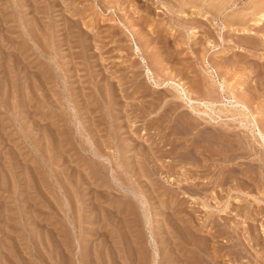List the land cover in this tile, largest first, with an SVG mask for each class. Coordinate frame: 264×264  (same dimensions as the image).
Returning a JSON list of instances; mask_svg holds the SVG:
<instances>
[{
	"label": "rangeland",
	"instance_id": "374dc122",
	"mask_svg": "<svg viewBox=\"0 0 264 264\" xmlns=\"http://www.w3.org/2000/svg\"><path fill=\"white\" fill-rule=\"evenodd\" d=\"M262 14L0 0V264H264Z\"/></svg>",
	"mask_w": 264,
	"mask_h": 264
},
{
	"label": "bare ground",
	"instance_id": "6f19581e",
	"mask_svg": "<svg viewBox=\"0 0 264 264\" xmlns=\"http://www.w3.org/2000/svg\"><path fill=\"white\" fill-rule=\"evenodd\" d=\"M35 5V4H34ZM211 7V6H210ZM262 15H264V14H262ZM245 17V16H244ZM235 27V26H234ZM239 29V28H238ZM5 35V34H4ZM8 36V35H7ZM15 54V53H14ZM9 73V72H8ZM4 83V82H3ZM60 87V86H59ZM24 89V88H23ZM106 96V95H105ZM111 100V99H110ZM105 103V102H104ZM41 107V106H40ZM220 110V109H219ZM25 113V112H24ZM55 117V116H54ZM80 123V122H79ZM221 125V124H220ZM225 135V134H224ZM234 140V139H233ZM174 141V140H173ZM77 143H78V141H77ZM248 145V144H247ZM80 146V145H79ZM251 150V149H250ZM189 153V152H188ZM210 156V155H209ZM112 157V156H111ZM54 158V157H53ZM113 159V158H112ZM203 160V159H202ZM101 163V162H100ZM101 165V164H100ZM112 173V172H111ZM140 174V173H139ZM83 179V178H82ZM256 187V186H255ZM105 190V189H104ZM20 197V196H19ZM96 197V196H95ZM72 199V198H71ZM50 201V200H49ZM208 203V202H207ZM124 208V207H123ZM203 208V207H202ZM98 217V216H97ZM77 218V217H76ZM27 221V220H26ZM112 222V221H111ZM121 222V221H120ZM182 222V221H181ZM175 223H177L176 221H175ZM186 224V223H185ZM260 224V223H259ZM82 225V224H81ZM180 225V224H179ZM180 226H182V225H180ZM183 227V226H182ZM263 227V226H262ZM192 228H193V226H192ZM197 228V227H196ZM200 228V227H199ZM205 229V228H204ZM209 229V228H208ZM183 230V229H182ZM196 230V229H195ZM67 231V230H66ZM188 231V230H187ZM104 232V231H103ZM108 232H110V231H108ZM201 232V231H200ZM182 233V232H181ZM208 231L206 230L205 232H204V239H203V243H204V245L202 246V248H200L199 250L200 251H202L205 255L204 256H209L210 254V251H212V250H210L211 249V247L210 246H208L207 244H205V242H207V240H208ZM81 234V233H80ZM104 234V233H103ZM108 234V233H107ZM200 234V233H199ZM211 234V233H210ZM191 235V234H190ZM173 236V235H172ZM184 236V235H183ZM211 236V235H210ZM223 236V235H222ZM125 237V236H124ZM128 237V236H127ZM196 238V237H195ZM203 238V237H202ZM129 239V238H128ZM189 239H190V237H189ZM110 240H112V239H110ZM136 240V239H135ZM210 240V239H209ZM101 241L103 242V240L101 239ZM107 241V240H106ZM129 241V240H128ZM132 241V240H131ZM256 241V240H255ZM102 242L100 243V244H102ZM120 242V241H119ZM241 242V241H240ZM107 243V242H106ZM126 243H128V242H126ZM176 243V242H175ZM178 243V242H177ZM183 243V242H182ZM209 243V242H208ZM100 244H99V246H100ZM110 244V243H109ZM112 244H114V243H112ZM112 244H110L109 246H107L108 244H103V246H101L100 247V250H99V252H98V257H97V259H98V261H99V263H97V264H114L115 263V258H113L112 257V253L117 249V248H115L114 247V245H112ZM122 244V243H121ZM134 244V243H133ZM172 244H173V242H172ZM123 245V244H122ZM132 245V244H131ZM135 246V248L137 247V246H139V244H137V243H135L134 244ZM182 245V244H181ZM180 245V246H181ZM68 246V245H67ZM98 246V245H97ZM167 246V245H166ZM169 246V245H168ZM174 246V245H173ZM96 247V246H95ZM130 247V246H129ZM177 247H179V246H176V247H169L168 248V250L170 251V249L171 248H175V249H177L176 251V253H178V251H180V250H184V254H186V256H187V254H189V253H191L193 250V248L195 247H193L190 243L188 244V242H185V243H183V245H182V247L180 248H177ZM253 247V246H252ZM125 248V247H124ZM196 248V247H195ZM194 248V249H195ZM121 249V248H120ZM126 249V248H125ZM134 249V248H133ZM165 249H167L166 247H165ZM122 250V249H121ZM128 250V249H127ZM164 250V249H163ZM172 250H174V249H171V251ZM210 250V251H209ZM263 250H264V248H263ZM94 251H95V249H94ZM97 251V250H96ZM95 251V252H96ZM119 251V250H118ZM131 251V250H130ZM133 251V250H132ZM132 251H131V253H132ZM165 251V250H164ZM168 251V252H169ZM66 252V251H65ZM201 252V253H202ZM222 252V251H221ZM220 252V250H217L216 249V251H215V254L217 255V256H221V255H223L224 254V252L223 253H221ZM77 253V252H76ZM79 253V252H78ZM175 253V254H176ZM255 253V252H254ZM81 254V253H80ZM95 254H97V253H95ZM122 255L124 254L123 252L121 253ZM174 254V255H175ZM192 254V253H191ZM215 254H214V256H215ZM131 255V254H130ZM133 255V254H132ZM145 255V254H144ZM80 256V255H79ZM83 256V255H82ZM143 256V255H142ZM142 256H141V253H139V251L136 249V255H135V260L133 259L132 261L131 260H129L128 258H129V256L128 255H126L125 256V258L123 257V259H122V261H121V264H143V262H140L141 261V259H142ZM178 256V255H177ZM183 256V255H182ZM185 256V255H184ZM190 256V255H189ZM194 256V255H193ZM211 256H212V254H211ZM95 257V256H94ZM122 257V256H121ZM175 257V256H174ZM191 257V256H190ZM234 257H236V256H234ZM117 258V257H116ZM133 258H134V256H133ZM205 258V257H204ZM211 258V260H212V257H210ZM209 258V259H210ZM258 258V257H257ZM105 261H104V260ZM158 259V258H157ZM170 259V258H169ZM178 259H180V258H178ZM181 259H183V258H181ZM235 259H238V257L237 258H235ZM159 260V259H158ZM171 260H173V259H171ZM170 260V261H171ZM186 260V259H185ZM206 260L207 259H205V262H206ZM233 260H234V258H233ZM259 260V259H258ZM71 261V260H70ZM80 261V263L81 264H83V262H85V260H83V257L79 260ZM97 261V262H98ZM146 261V260H145ZM176 261V260H175ZM196 261V260H195ZM216 261V260H215ZM214 261V262H215ZM155 262V261H154ZM167 262V261H166ZM181 262V261H180ZM182 262H183V260H182ZM86 263V262H85ZM84 263V264H85ZM170 264H172L171 262H169ZM168 263V264H169ZM176 263H178L177 261H176ZM186 263L187 264H191V261H190V259L187 257V260H186ZM185 262L184 263H182V264H186ZM174 264V263H173ZM196 264V263H195ZM199 264V263H198ZM216 264V263H215Z\"/></svg>",
	"mask_w": 264,
	"mask_h": 264
}]
</instances>
